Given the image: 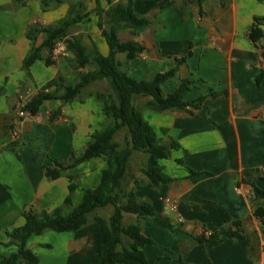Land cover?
<instances>
[{
    "label": "crops",
    "instance_id": "0c3cea01",
    "mask_svg": "<svg viewBox=\"0 0 264 264\" xmlns=\"http://www.w3.org/2000/svg\"><path fill=\"white\" fill-rule=\"evenodd\" d=\"M125 1L50 0L45 10L39 0H24L21 6L13 0H0V261L17 250L9 243L7 232L23 225L25 208L41 213L62 206L71 174L79 176L73 196V207L78 206L83 191L97 186L106 167L103 158H96L65 171L57 180L46 178L43 166L53 160L66 161L73 151L83 152L105 115L94 97L69 104L55 100L19 123L21 101L26 103L40 91H54L58 75L70 84L79 77L70 64L74 54L63 48L55 52L54 65L38 60L26 71L23 61L31 46L27 27L35 22L55 25L73 6L85 17L70 28L69 38L80 39L106 57L110 49L102 32L111 31L113 24L105 14ZM176 6L184 8V18ZM133 10L148 18L150 25L139 35L117 27L120 41L146 47L127 64L131 77L150 79L167 72L175 67L176 58L191 51L177 77L164 84L165 91L172 93L180 79L192 78L202 79L204 85L191 86L185 101L210 91L228 93L207 99L196 117L180 111L143 113L164 141L174 140L181 146L172 151L170 159L160 162L175 181L158 189L144 185L135 191L139 199L152 201L159 213L183 223V233L176 234L153 217H140L144 235L155 243L144 248L149 263L264 264V226L253 216L254 210L264 208V199L251 197L252 183L264 188V85H257L264 58L248 39L254 18L264 17V0H226L224 4L222 0H205L202 16L191 0H133ZM117 59L124 63L126 56L121 53ZM105 90L119 99L117 89L106 78L87 88V92ZM148 99L139 97L137 101ZM58 109L61 116L50 122L51 112ZM15 131H19L18 138L13 136ZM176 160H183L184 166ZM146 161L145 153H133L122 179L125 192L132 189L135 180L146 179L142 172ZM187 168L209 174L190 177ZM70 210L66 208L64 213ZM126 221L131 223L132 218ZM234 221L241 222V241L227 234V228L237 230ZM214 232L227 237L218 247H207L195 238ZM102 243L103 234L92 223L77 232L48 230L34 235L27 247L38 256V264H91ZM172 253L181 260L170 258ZM13 264L26 263L18 260Z\"/></svg>",
    "mask_w": 264,
    "mask_h": 264
},
{
    "label": "trees",
    "instance_id": "16d2710c",
    "mask_svg": "<svg viewBox=\"0 0 264 264\" xmlns=\"http://www.w3.org/2000/svg\"><path fill=\"white\" fill-rule=\"evenodd\" d=\"M46 10L50 0H39ZM205 0H191L198 8L199 15H204L202 4ZM226 0H222V4ZM15 5H24V0H13ZM176 5V2H175ZM180 17H185L183 7L176 6ZM79 9L71 6L67 16L55 25H44L35 22L27 27L26 36L31 41L28 54L23 61V68H29L38 60H43L47 66L54 65L55 47L57 42L69 38L70 28L83 19ZM102 19L103 13L98 14ZM106 17L113 24L111 31L103 30L110 49L108 56L100 55L96 50H90L82 41L70 36L67 40V48L74 54L70 61L71 67L79 73L77 82L70 84L62 75H58L54 81V91H40L28 100L23 110L32 116L39 113L40 107L48 102L59 100L62 104L75 101L83 102L88 97H94L102 108L105 121L99 130L90 135L85 150L81 153L72 152L66 161L53 160L51 165H44L43 171L47 179L57 180L65 171L74 169L78 165L96 158H103L106 167L101 173V178L96 187L85 189L80 204L73 207V196L79 187V176L71 174L69 180L68 195L63 205L52 210L36 212L32 207L25 208L22 213L24 223L7 232L10 244L17 247L16 252L8 257H3L0 264H13L22 260L26 264H38V256L27 247L29 239L43 232L52 230L58 233L77 232L89 224L95 223L103 234V243L99 247L91 264H150L144 248L147 245H155L153 240L143 233L140 217L150 216L159 221L163 226L174 233H183V223L174 222L169 216L159 213L152 201L142 200L136 196L135 191L146 185L158 189L161 185L168 186L176 179L169 177L162 160L171 158L173 150L181 146L174 140L164 141L148 120L143 116V110H151L158 113L168 111L185 112L189 116L196 117V111L209 99L227 96V92L210 91L206 96H200L192 101H185V96L191 86H203L202 79H180L178 88L167 93L164 84L177 77L178 69L185 64L187 55L176 58V65L164 73H157L150 79H135L127 71V64L146 51V47L135 42H122L118 37L117 27L124 26L132 30L134 35H139L150 25L148 18L138 15L133 10V0L116 4L106 12ZM102 28V23H99ZM40 38L42 42L39 43ZM248 39L251 44L259 49L264 58V17H256L248 31ZM125 54L126 61L121 63L117 59L118 54ZM99 78H106L117 89L119 99L116 100L109 91L87 92L88 86ZM257 85H264V70L257 78ZM139 97H149L145 102H138ZM61 116V109L51 112L50 122H54ZM123 128L127 129L126 145L115 141V137ZM142 152L147 155L145 167L142 169L145 180H135L132 189L125 192L122 187V179L126 175L128 164L134 152ZM188 154L187 151L184 152ZM176 162L184 166L183 160ZM190 177L209 174L197 172L187 168ZM248 181V180H246ZM237 186L239 183L237 182ZM251 197L264 199V188H259L252 183ZM112 207L113 212L109 217L97 215L96 211ZM71 208L67 213L64 209ZM253 216L264 226V208L253 211ZM132 218V222L126 224V219ZM237 230L227 228L228 236L241 241L244 236L238 232L240 221H234ZM195 238L207 247L222 245L227 237L218 232L199 234ZM175 261L181 257L176 254L169 256Z\"/></svg>",
    "mask_w": 264,
    "mask_h": 264
},
{
    "label": "rangeland",
    "instance_id": "374dc122",
    "mask_svg": "<svg viewBox=\"0 0 264 264\" xmlns=\"http://www.w3.org/2000/svg\"><path fill=\"white\" fill-rule=\"evenodd\" d=\"M65 50H66V48H65ZM105 91H108V90H105ZM144 111L145 110H143V113H144ZM115 141L120 143L123 146L126 145V142H127V129L126 128H123L121 131L118 132V134L115 137ZM112 212H113L112 207H108V208H105V209L97 210L96 214L97 215H101L103 217H109L112 214ZM158 249L161 250L160 248H158Z\"/></svg>",
    "mask_w": 264,
    "mask_h": 264
},
{
    "label": "built area",
    "instance_id": "2783aa9c",
    "mask_svg": "<svg viewBox=\"0 0 264 264\" xmlns=\"http://www.w3.org/2000/svg\"><path fill=\"white\" fill-rule=\"evenodd\" d=\"M68 39H69V38H68ZM68 39H64V40H62V41L57 42L56 47H55V52H56L57 50H59L60 48H61V49H62V48H63V49L67 48V40H68ZM24 105H25V102L21 101V102L19 103V106H18V109H17V117H18L19 123H22V120H23L25 117L31 115L29 112L23 110ZM13 136H14L15 138H18V137H19V132H18V131H15V133L13 134Z\"/></svg>",
    "mask_w": 264,
    "mask_h": 264
}]
</instances>
